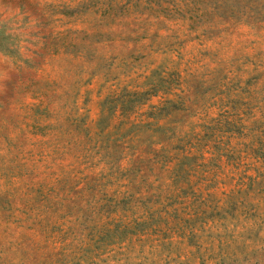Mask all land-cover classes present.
<instances>
[{
	"label": "rangeland",
	"instance_id": "1",
	"mask_svg": "<svg viewBox=\"0 0 264 264\" xmlns=\"http://www.w3.org/2000/svg\"><path fill=\"white\" fill-rule=\"evenodd\" d=\"M0 264H264V0H0Z\"/></svg>",
	"mask_w": 264,
	"mask_h": 264
}]
</instances>
